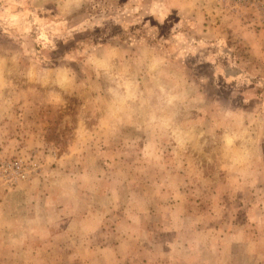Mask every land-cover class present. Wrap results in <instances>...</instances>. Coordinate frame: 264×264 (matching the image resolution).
I'll return each instance as SVG.
<instances>
[{
    "label": "rangeland",
    "instance_id": "rangeland-1",
    "mask_svg": "<svg viewBox=\"0 0 264 264\" xmlns=\"http://www.w3.org/2000/svg\"><path fill=\"white\" fill-rule=\"evenodd\" d=\"M0 264H264V0H0Z\"/></svg>",
    "mask_w": 264,
    "mask_h": 264
},
{
    "label": "built area",
    "instance_id": "built-area-1",
    "mask_svg": "<svg viewBox=\"0 0 264 264\" xmlns=\"http://www.w3.org/2000/svg\"><path fill=\"white\" fill-rule=\"evenodd\" d=\"M6 169L4 170H13L12 172H10L8 174V178L10 182H15L17 179H21L24 177V173H22L21 171L17 170L16 166L14 163L12 164H7V167H5Z\"/></svg>",
    "mask_w": 264,
    "mask_h": 264
}]
</instances>
